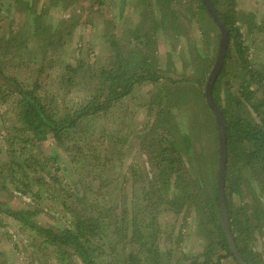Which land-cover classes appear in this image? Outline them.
<instances>
[{
  "label": "trees",
  "instance_id": "1",
  "mask_svg": "<svg viewBox=\"0 0 264 264\" xmlns=\"http://www.w3.org/2000/svg\"><path fill=\"white\" fill-rule=\"evenodd\" d=\"M58 1L60 0H48L49 5L47 4L46 9H43L44 6L41 5L39 10H36L37 4L33 1L0 0V100L1 103L13 102L10 95L15 96L14 119L16 122V125L11 127L14 131L13 134L5 133L8 140L12 139L10 144L6 150H2L3 153L0 152L7 157V160H0V188L7 189L5 187L9 183L14 190L21 191L24 188L28 194L33 185H37L38 189L41 187L43 192L34 190L33 197L40 198L49 194V197L54 200L62 199L61 204L70 214V218H67L60 226H42L33 221L34 215L39 212L37 209L13 210L1 201L0 213L15 219L22 230H30L33 238H41L43 244L56 248L57 254H60L64 261H68V256L71 254L77 257L82 264H114L116 261L118 264H137L139 260L137 254H140V248L142 253L149 254L147 252H151L150 255L155 256L159 252L160 245L163 244L158 241L159 238L158 240L152 238L154 234L152 231L156 229L159 233L161 232L160 225L156 222L159 210L179 214L182 209L184 212H190L192 206L196 209L200 226L209 229L207 236L209 242L202 253L204 259L202 261L195 259L188 264H209L215 251H220V254L224 253V255L218 256V261L226 255L234 257L224 230L218 224L220 220L217 196L218 127L205 95V83L215 61L220 30L202 0H152V3H149L148 0H141L139 6L145 5V15L143 14L141 17L143 19L135 25L125 26L122 39L111 34L107 39L109 52L105 61L101 63L96 60H85L83 58L84 49L81 47L78 48L76 56L71 61L59 63L57 79L59 87H61L60 91L67 92L70 87L79 84L81 80H84L87 85L86 78L89 80L88 83L97 82L95 91L78 106H75L76 108L70 111V107L66 106L61 112L56 109L59 107L57 95L49 94L44 88L41 76L48 75V72L45 71L44 64L40 68L37 67L36 58L43 55L40 60L46 62L48 58L44 54L51 47L55 46L60 49L65 46L68 35L73 32L72 28L75 25L86 23V21L83 20L79 23L78 18H72L77 24L71 23L70 25L67 21H60L57 24L44 21L43 16L50 5L55 6ZM68 1L72 3L79 0ZM105 1L89 0V5L99 9L104 6ZM210 1L229 31V43L224 64L212 88L213 100L225 120L227 160L224 196L228 221L235 246L243 261L246 264H260L259 252L252 249L250 243L256 239L255 235L259 234L264 226V222H261L264 219V68L258 70L252 67L247 55V52L250 53V46L245 42L248 35L262 31L264 22L259 24L255 19V14L251 11L247 14L239 11L237 0ZM119 2L122 14L128 0H119ZM173 2H177V4ZM110 3L112 5V2H108V4ZM182 4H189L194 8V12L187 8L192 16V13L198 12L200 15L199 24L208 19L212 26L214 25L207 28L208 30L202 27L203 41L201 45L204 47L210 41L207 33L208 31L212 32L215 27L217 47L214 58H211L209 53L200 57L201 60L195 64L196 76L194 78H188L189 74L183 73L180 79H174L167 73L168 65L157 56V47L155 46L157 39H154V34L143 32L141 27L144 22L151 21L153 26L156 25L155 29L160 27L155 33L156 35L165 32L169 25L174 26L178 33L179 27H182V21L179 20V9ZM88 8L90 9V7ZM147 10H149L148 14H153L146 16ZM136 11L138 15L142 13L139 8ZM16 13L26 19V23L22 22V27L24 26L22 32L19 24H14ZM7 19L9 22L6 21ZM68 25L70 28L66 27ZM242 28H245V31H242ZM3 31L4 35L1 33ZM63 31H67L66 34ZM37 36H39L38 42L35 38ZM102 37L106 36L102 35ZM195 47L199 49V52L203 49L198 45ZM50 61L52 64L46 67L48 69L57 64L54 60ZM19 63L21 71L28 67L31 69L30 66L34 65L32 63H36L34 65L36 75L32 81L24 78L17 79L12 75L13 72H8L7 68ZM229 63H234L239 67V74L234 77L228 75L226 68ZM27 73L26 71V75ZM188 81L194 82L198 96L200 95L203 99L206 109L205 120H203L205 130L207 132L211 130L214 133L212 137L214 138L215 151H213L211 161L212 167L206 177L201 178L198 175L199 181L196 183L198 189L201 187L202 181L208 184L210 193L204 192L203 189L199 193L198 189H194L195 180L185 172L184 156L190 157L191 155V138L189 133L179 132L177 129L178 124L174 120L173 105L170 104V99L175 98L176 95L181 96L185 90L192 93L191 89H187V86L184 87V83ZM9 82L13 83L14 88L7 87ZM145 84L153 85L158 90L155 91V96L152 95L149 103L155 118L152 119L153 123L150 124L146 135L150 140L147 149H151L153 155L146 161L154 160L150 163L152 169L147 170L148 174L153 173L147 176L150 185L147 186V190L141 187L145 192V196L142 197L144 202L143 221L147 219L150 221L146 226L150 233L146 232V236L143 237L144 233L137 226L138 215L136 213L129 215L131 217V230H129L131 234H129V232L119 231L121 220L124 225H129L124 217L126 210L118 211L116 205L107 202L96 211L98 202H93L90 199L87 203L84 202L89 194H93L95 190L98 188L101 190L103 187V185L95 186L93 191H88L85 185L92 186V182L96 179L98 182L108 179L107 174L104 175V167L107 165L109 168V163L114 161L116 154H119L117 137L108 140V143L114 142L113 144L107 145L103 140L99 142L98 147L96 143L90 145V154L95 160L92 161L93 165L100 164L103 167L96 173L89 174L90 181L86 184L83 178L73 177L74 189L71 191L66 189L65 184L61 183L62 179L56 175L57 170H60L58 163L54 168L49 167L47 160L42 159L44 158L43 153L38 148H41L40 144L49 137L58 144H63L66 139L74 140L75 145L71 148L67 147L66 150L74 151L76 156L81 153L85 142L83 141L84 137L92 134L95 130L93 120L104 119L107 121L108 116L112 114V109L117 104L129 100L134 90ZM233 84L237 85L235 91H233ZM221 88H223V96H221ZM10 89L12 90L6 93ZM196 118H199V115ZM209 121L212 123L211 128H209ZM12 122L14 123V120ZM197 127L201 129L202 123H198ZM102 135L105 136V134ZM101 143L103 148L100 150ZM16 144L19 145L18 149L15 148ZM75 156L72 155V161L74 162L76 159L79 163ZM51 158L56 161L59 156L52 152ZM91 163L87 162L89 165ZM111 170L106 190L112 189L111 180L116 178L111 177L110 179V176L115 174V169ZM51 171L54 172L50 178L62 185L59 184V187H56L58 189L55 187L43 188L48 183L45 181V174L49 175L52 173ZM211 179L212 181L209 183ZM135 181L139 183L142 179L136 176ZM136 189L138 193L140 186ZM22 192L25 194V191ZM61 193H67V195L62 198ZM76 203L80 205L76 206ZM88 209H93L94 212L88 211ZM115 210L116 213H114ZM118 217L120 218L118 219ZM0 225H2L1 221ZM127 234L131 235L129 243L132 245L136 242L135 237H137V241L142 240L140 248L137 246L138 244L134 245L124 257L118 258V247L117 244H111V237L118 236L121 241H124L125 237L123 236ZM106 246L107 249L110 248L109 251H105ZM167 250L170 254L171 248ZM153 255L151 256L155 258ZM112 261L114 263H111ZM155 261L157 264L159 259ZM218 261L215 264H218ZM69 263L73 264V260H70Z\"/></svg>",
  "mask_w": 264,
  "mask_h": 264
},
{
  "label": "rangeland",
  "instance_id": "2",
  "mask_svg": "<svg viewBox=\"0 0 264 264\" xmlns=\"http://www.w3.org/2000/svg\"><path fill=\"white\" fill-rule=\"evenodd\" d=\"M29 1L36 2V10H39L38 8H40L41 5L44 6L43 9H46L48 4V0ZM148 1L152 3L154 0ZM108 2H112V5L111 3L108 4ZM141 2V0H128V4L123 8L122 14L120 13L121 5L119 0H106L104 6L99 9L95 6L91 7L89 5V0L73 1L72 3L68 0H60L55 6L50 5L45 16H43V20L48 23L57 24V22L60 21H67L69 25L71 23L77 24L72 18H78L79 23L83 20L86 21V23L75 25V27L72 28L73 32L68 35L65 46L60 49H57L55 46L51 47L50 50L44 54V56L48 58L46 62H41L40 60L43 55H39V57L36 58L37 67L40 68V66L44 64L45 71L48 72V75L43 74L41 79L44 81V88L46 91L49 94L57 95L59 103V107L56 108L57 110L61 112L66 106H69L70 111H72L76 108L75 106H78L80 102L90 96L97 87V82L93 81L88 83L89 80L86 78L87 85L84 80H81L79 84L70 87L67 92L63 90L60 91L61 87H59L60 84L57 79L58 70L60 68L59 63L71 61L72 58L76 56L78 48L81 47L84 49L83 58L85 60H96L101 63L105 61L109 52L107 39L111 34L113 33L115 34L114 37L122 39L123 28L125 26L130 24L135 25V23L137 24L139 20L141 21L143 19H141V17L143 14L145 15V5L140 7L139 4ZM173 3L177 4V2ZM88 7H90V9ZM237 7L239 11L244 14L250 11L253 12L259 24L264 22V0H237ZM137 8L142 12L139 15L136 11ZM187 8H189V10L191 9V12H194V8L189 4H182L181 9H179V20L182 21V27H179L178 33L174 26L169 25L165 32H160L156 35L155 33L160 27H158L159 29H155L156 25L153 26L151 21L144 22V25L141 27L143 32L154 34V39L156 38L158 41L155 43L157 47V56L168 65L169 69L167 73L174 79H180L183 73H188V78H194L196 76L195 64L201 60L200 57L209 53L211 58H214L215 49L217 47V41L215 40L217 30L215 27L212 32L208 31L207 33L210 37V41H208L204 47L201 45L203 41V28L207 29L214 25L212 26L208 19L199 24L200 15L198 12L192 13V16ZM148 12L149 10H147L146 16L153 14H148ZM17 14L19 13L14 15V17H16V19H14V24H19L18 26L22 32L24 27H22V22L26 23V19ZM9 19L6 21L9 22ZM69 25L66 27L70 28ZM242 31H245V28H242ZM66 32L64 34H66ZM1 33H3V35L5 34L4 31ZM102 35H105L106 39L102 37ZM38 37L39 36L35 38L37 39ZM38 41L37 39L36 42ZM245 43L250 46V53L247 52V55L249 56V61L252 63V67L262 70L264 68V27L261 32L258 31L254 32L252 35H248ZM196 45L199 47L201 46L203 49L199 52V49L195 47ZM50 60L56 61L57 64L48 69L46 67L52 64ZM32 64L35 65L36 63ZM34 65L30 66L31 69L28 67L24 71H21L20 63L7 69L8 72H13L14 74L12 75L17 79L24 78L32 81L36 75V72L34 73ZM226 69L228 75L232 77L239 74L240 70L234 63H229ZM26 71L28 72L27 75ZM185 86H187V89H191L192 93L185 90L181 96L176 95L175 98L170 99V104L173 105V113L175 116L173 117L178 124L177 129L179 132L185 131L189 133L191 138V155L190 157L184 156L186 164L185 172L190 178L195 180L193 184L194 189L196 188L197 190L198 186L196 183L199 181V178H197L198 175L201 178L206 177V175H209V169L212 167L211 161L213 159V151H215L214 138L212 137L214 133L211 130L208 132L205 130L203 120H205L204 114L206 113V109L204 108L203 99L200 95L198 96L195 90L196 87L194 86V82L188 81L184 83V87ZM236 86V84H233V91H235ZM7 87L14 88V85L12 82H9ZM137 88L138 89L134 90L129 100L117 104L116 107L112 109V114L108 116L109 119L107 121L104 119L93 120V128L95 130H93L92 134L88 136L85 135L86 137H84L85 140L83 141H88L86 143L84 142L81 153L75 156L74 151L66 150L67 147L71 148L75 145L74 140L68 141V139H66L63 144H58L51 137L44 140L40 144L41 148H38V150L43 153L44 158L42 159L47 160L49 167L51 166L54 168L58 163L60 170H57L56 175L62 179L61 183L65 184L66 189L71 191L74 189L73 177L83 178L86 184L90 181L89 174H93V172L96 173L103 167L100 164L93 165L94 162L92 161L95 160L90 154V145L96 143L98 147L99 142L103 140L107 145L113 144L114 142L108 143V140L117 137L119 154H116L114 161L109 163V168H107V165L104 167V175L107 174L108 179L101 180V182H98L96 179V181L92 182V186L83 184L88 191H93L95 186L103 185L101 190H98V188L95 190V193L89 194V197H86L84 202L86 201L87 203L88 199L93 202H98L96 211L102 208L107 202H112L113 205H116L115 207L118 211L126 210V215L124 217L126 223L128 222L129 225H124L121 220V223H119V231L121 232H129V230H131V217L129 215L136 213L138 215L137 226L142 230L141 232L144 233L143 237H145L146 232L150 233L148 228H146L150 221L149 219L143 221L144 202L142 201V197L145 196V192H143L141 187L146 188V190L148 189L147 186L150 185V183L148 182L149 177L147 176L153 174L151 172L149 174L147 173V170L152 169L150 163L153 162L154 159L148 162L146 161L153 155L151 149H147L150 140L146 135L150 129V124L153 123L152 119L155 118L154 111L149 107V103L152 95L155 96V91L158 90V88L150 84L138 86ZM222 89L223 88H221V96H223ZM11 90L12 89L6 91V93ZM10 97L13 102L6 101L1 103L0 100V152L2 153V150H6L12 140H8V136L6 137L5 133L13 134L14 131L11 127L14 124L16 125L14 119L15 96L12 97V95H10ZM184 101L186 102L184 103ZM197 115H199V118H196ZM13 120L14 123L12 122ZM200 122L203 127L198 129L197 124ZM208 123L209 128H211L212 123L210 121ZM102 134H105V136ZM17 144L15 148L18 149L19 145ZM102 148L101 143L99 149L101 150ZM35 151L37 150L35 149ZM52 152L57 153L59 156L58 160L55 161L51 158ZM72 155L79 160V163L76 159L74 162L72 161ZM0 160H7V157L0 153ZM87 162L92 163L89 165ZM111 169H115V174L113 173L110 179L111 177L116 178L111 180L112 189L106 190L105 187L109 184V175L112 172ZM51 172L52 173L49 175L45 174V181L48 183L46 186H43L44 189L46 187H55V189H58L56 187H59L60 183L50 178V175H52L54 171ZM133 173H135V175H133ZM136 176H139L142 181L137 183L135 181ZM211 181L212 179L209 183H211ZM201 183V187L198 189L199 193L201 189H203L204 192L210 193V186L205 184V182L203 183V181ZM6 186L5 188L7 189L0 188V201L7 204V206L13 210L37 209L39 212L34 215L33 221L39 225L60 226L63 225L67 218H70V214L61 204L62 199L58 198L54 200L49 197V194L40 198L33 197L34 195L32 194L34 190L43 192V190L41 191V187L38 189L37 185H33L31 192L26 194L27 190L24 188H22L21 191H17L14 190L13 186L9 183H7ZM139 186L140 189L137 193L136 188ZM22 191H25V194ZM102 192L103 195H101ZM65 195H67V193L62 194V198ZM76 204V206L80 205L79 203ZM88 211L94 212L93 209H88ZM114 213H116V210ZM196 213L195 207L192 206L190 212H184V209H182L179 214H174L172 211L163 212L159 210L156 222L160 225L159 228L161 232L159 233L158 230L156 231L155 229L152 231L154 233L152 238H156L155 240L159 238L158 241L163 244L160 245L158 254L155 256L151 254L155 257L153 258L150 255L151 252H147L149 254L141 252L140 242H142V240L137 241L138 239L135 237L136 242H134V245L138 244L137 246L140 248V254H137L139 257L137 264H156V259H159L157 264H188L195 259L202 261L204 259L202 253L209 242L207 238L209 229L200 226L199 218ZM119 218L120 217H118V219ZM0 221L2 223V225H0V264H68L70 260H73V264H82L77 257L71 254L68 256V261H64L61 258L62 256L57 254L56 248L43 244L41 238H33L30 230H22L20 224H18L15 219L8 215L6 216V214L2 212L0 213ZM261 222L263 223L264 219H262ZM129 234L131 233L129 232ZM129 234L123 236L125 237L123 238L124 241H121L118 236H114V238L111 237V244H117L118 258L124 257L134 246L129 243L131 238ZM255 236L256 239L250 243L251 248L259 252V258H261L260 264H264V226L260 230V233ZM168 248H171L170 254L168 253ZM106 250L109 251L110 248L107 249L106 246L105 251ZM122 252H125V254H122ZM222 253L223 252L220 254V251H215L209 264H215L216 261H218V256L224 255V253ZM186 258L188 259L186 260ZM111 263L114 262L112 261ZM114 264H118V261ZM218 264L238 263L234 257L226 255L218 261Z\"/></svg>",
  "mask_w": 264,
  "mask_h": 264
},
{
  "label": "water",
  "instance_id": "3",
  "mask_svg": "<svg viewBox=\"0 0 264 264\" xmlns=\"http://www.w3.org/2000/svg\"><path fill=\"white\" fill-rule=\"evenodd\" d=\"M203 4L206 7V10L209 12L215 23L217 24L220 30V38L217 47V53L215 57L214 64L207 76V80L205 83V95L206 100L215 115L216 124L218 127V142H219V156H218V167H217V196H218V205L220 211V220L218 224H220L224 230L225 236L229 243L230 251L233 254L234 258L238 262V264H246L241 258L233 240L229 221H228V210L225 203L224 196V179L226 173V134H225V120L222 115L221 110L214 102L212 97V88L213 85L219 76L221 69L225 60V53L229 43V31L227 27L224 25L219 15L216 13L213 5L210 0H202Z\"/></svg>",
  "mask_w": 264,
  "mask_h": 264
}]
</instances>
